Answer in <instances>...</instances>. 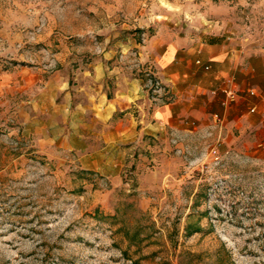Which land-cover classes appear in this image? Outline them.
<instances>
[{
    "label": "rangeland",
    "instance_id": "1",
    "mask_svg": "<svg viewBox=\"0 0 264 264\" xmlns=\"http://www.w3.org/2000/svg\"><path fill=\"white\" fill-rule=\"evenodd\" d=\"M209 43L264 49V0H0V264H264L258 125L152 116Z\"/></svg>",
    "mask_w": 264,
    "mask_h": 264
},
{
    "label": "crops",
    "instance_id": "2",
    "mask_svg": "<svg viewBox=\"0 0 264 264\" xmlns=\"http://www.w3.org/2000/svg\"><path fill=\"white\" fill-rule=\"evenodd\" d=\"M191 51V55L185 57L176 46H168L158 55V73L162 79L175 83L177 99L154 108L152 116L155 121L183 125L188 123L185 118L189 114L203 121L207 115L218 112L220 120L226 118L229 124L258 125V146L264 148V49L236 50L209 43L196 45ZM196 57L208 64L210 69L205 71L201 65L195 64ZM226 76L234 80L237 98L223 105L225 97L221 89ZM143 98L137 82L127 83L113 92L110 98L106 93L100 97V115L109 118L117 110L132 108L135 101ZM130 117L129 111L126 112L124 123L127 132H132ZM113 128L114 132H120L118 124Z\"/></svg>",
    "mask_w": 264,
    "mask_h": 264
},
{
    "label": "built area",
    "instance_id": "3",
    "mask_svg": "<svg viewBox=\"0 0 264 264\" xmlns=\"http://www.w3.org/2000/svg\"><path fill=\"white\" fill-rule=\"evenodd\" d=\"M195 63L198 65H201L204 70L209 69V65L203 63L200 59H196ZM225 83V86L222 89V92L224 94L225 99L222 101V104L225 105L229 101H232L236 97V85L233 84V82L230 81V79H227ZM217 117V115H215Z\"/></svg>",
    "mask_w": 264,
    "mask_h": 264
}]
</instances>
